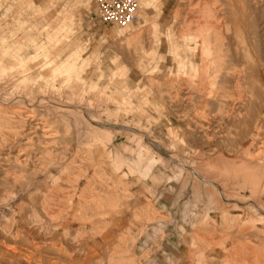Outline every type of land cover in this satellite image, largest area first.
Segmentation results:
<instances>
[{"label":"rangeland","instance_id":"1","mask_svg":"<svg viewBox=\"0 0 264 264\" xmlns=\"http://www.w3.org/2000/svg\"><path fill=\"white\" fill-rule=\"evenodd\" d=\"M138 1L141 21L113 28L91 0H0V54H7L0 100L11 108L20 101L50 126L45 132L0 120V264H264V215L250 205L264 209V169L252 179L235 164L215 171L227 196L244 204L221 200L199 179L208 176L199 164L217 155L264 166V154L256 155L264 150V74L250 69L238 87L227 60L213 70L214 54L206 57L204 87L193 83L190 65L177 71L181 59L171 50L185 40L183 22L192 19L193 32L212 41L209 8L222 16L225 0L215 8L213 0ZM261 14L255 29L246 12L245 34L232 39L242 49L256 43L254 30L263 40ZM73 53L76 72L49 77ZM45 62L50 67L42 69ZM245 137L247 153L239 146ZM192 160L198 175L180 168Z\"/></svg>","mask_w":264,"mask_h":264},{"label":"bare ground","instance_id":"2","mask_svg":"<svg viewBox=\"0 0 264 264\" xmlns=\"http://www.w3.org/2000/svg\"><path fill=\"white\" fill-rule=\"evenodd\" d=\"M211 1V0H210ZM214 1V3H212V5L214 6V8H215V5H217V3L219 2V0H213ZM226 1V7H223V8H219V9H221V10H219V12L221 11V12H223L224 14L222 15V16H220L219 14H218V10L216 9V10H211V8H209V13L211 14V16L213 17L212 19H214L213 20V22L211 23V25L208 23V21H207V23H208V25H210V28L208 29V30H210L211 29V32H212V34H213V37H214V39H212V41L209 39V37H207V35L205 34V36H200V37H202V39L200 38V37H198V35L196 34V32L198 31L197 29H199V27H201L202 25H197L196 23V27L197 26H199L198 28H196V30L197 31H194L193 32V26H195L193 23H192V19L191 20H189V22H187V21H185V22H183L184 24H183V29L180 31V32H182V34H183V38H185V40H183V42L181 43V44H177V46H175L174 48H172V52H171V54H173V55H176V57H178V58H180L181 60L177 63V71L180 73H185L186 71H187V68L188 67H190V68H193L194 70H195V72H193L192 74H193V76L194 77H196L197 76V80H198V82L197 81H193V83H198L199 85H203L204 84V82L205 81H210L208 78L206 79V67L208 68V60H206V57L207 56H209V54H214V57H216V59L214 60L213 59V55H212V60H214L215 62H213V70L215 69L216 71H219L221 68H222V65H223V61L224 60H227V62L229 63V67H228V70L230 71V79H231V81H232V83H235L236 84V86L238 85V87H241V83L243 82V80H244V78L246 77V71L247 72H249L250 73V69H251V71L253 72V74H255L256 76H262L263 74H264V33H262V38H263V40L260 42H258V40H257V37H258V34H259V32L257 31V30H254V36H255V38H256V43L252 46V47H244V49H242L240 46H239V43H234V39L235 38H237V37H239V36H241L243 33L245 34V28H246V26H247V23H246V12H249V14H251V18L253 19V21H254V23H255V29L256 28H258V23H259V21H260V19H262V12L264 11L263 9H262V6H261V0H225ZM216 3V4H215ZM190 4V3H189ZM207 4V3H206ZM219 4V3H218ZM222 5V4H221ZM196 6V5H195ZM212 6V7H213ZM218 6H220V5H218ZM209 7H211V6H209ZM197 8H199L198 6H197ZM200 8H202L201 6H200ZM217 8V7H216ZM186 9H188V8H186ZM191 10H192V8H190ZM193 9H194V7H193ZM203 10H204V8H202ZM195 10H197V9H195ZM208 10V9H207ZM175 11V10H174ZM193 11V10H192ZM191 11V12H192ZM200 11V10H199ZM205 11H206V8H205ZM190 12V11H189ZM201 12H202V10H201ZM188 13V12H187ZM195 13V12H194ZM193 12H192V14H194ZM198 13V12H197ZM202 13H206V12H202ZM208 13V12H207ZM207 13L206 14H204L205 16L207 15ZM226 13H229V15L230 16H226L225 14ZM234 13H238V14H242V16L240 17V18H237L236 20L235 19H232V18H230L232 15L231 14H234ZM190 13H188V15H189ZM191 14V15H192ZM196 14V13H195ZM198 15H199V13H198ZM201 16H202V14H200ZM209 15V14H208ZM179 16V15H178ZM196 16H197V14H196ZM185 17V16H184ZM190 17V16H189ZM194 17H195V15H194ZM187 18V17H186ZM197 18V17H196ZM198 18H200V17H198ZM207 18V17H206ZM202 19H203V17H202ZM204 19H205V17H204ZM208 19H210L209 18V16H208ZM183 20V19H182ZM186 20V19H185ZM188 20V19H187ZM194 20V19H193ZM140 21H141V9H140ZM191 21V22H190ZM195 21V20H194ZM199 22V24H200V20H198ZM205 21V22H206ZM210 21V20H209ZM212 21V20H211ZM197 22V21H196ZM201 22H202V20H201ZM203 22H204V20H203ZM206 23V24H207ZM181 24V23H180ZM193 24V25H192ZM205 25V24H204ZM208 25H206V27L208 26ZM204 27V26H203ZM201 29H202V27H201ZM203 29H206V28H203ZM207 30V29H206ZM202 31V30H201ZM200 31V32H201ZM205 31V30H204ZM124 32H125V30H124ZM199 31H198V34H201ZM209 32V31H208ZM205 33V32H204ZM207 33V32H206ZM127 31L125 32V35L127 36ZM181 34V33H180ZM230 34H232L233 36H231ZM201 35H203V34H201ZM210 35V34H209ZM212 36V35H211ZM127 37H129V36H127ZM181 37H182V35H181ZM176 38V37H175ZM178 38V37H177ZM182 38V39H183ZM243 38H244V36H243ZM201 39V40H200ZM233 39V40H232ZM60 43V42H59ZM135 43V42H134ZM247 45V44H246ZM43 46V45H42ZM42 46H41V48H42ZM44 48V47H43ZM41 50V49H40ZM39 51V50H38ZM8 53V52H7ZM76 53V52H75ZM75 53H73V54H71V55H69L65 60H63L62 62H60V64H58V65H56V64H54V65H56V66H54V67H50L49 66V64H48V62L46 63H44L42 66H40L42 69H46V68H51V73H50V76L49 77H54V76H56V75H61L62 77H64V76H67V75H70V74H72V73H74V72H76V69H77V63H76V61L73 59V55L75 54ZM5 55H7V54H0V71H5L6 70V66L7 65H5L6 63H5ZM172 56V55H171ZM15 57L17 58L18 57V55L16 54L15 55ZM210 57L211 56H209V60H210ZM246 58H248L249 60H251L252 61V63L249 65V66H247L246 64H245V59ZM13 59H15V58H13ZM18 59H19V62L17 63L20 67H27V70H29V66L26 64V60L25 59H22V58H19L18 57ZM28 59V58H27ZM17 60V59H16ZM211 60V61H212ZM17 62V61H16ZM50 62V61H49ZM52 62H53V60H52ZM33 63V62H32ZM54 63V62H53ZM209 63H210V61H209ZM227 63V64H228ZM51 64V63H50ZM211 64H212V62H211ZM211 64H210V66H211ZM190 65V66H189ZM189 68V69H190ZM227 68V67H226ZM225 68V69H226ZM26 69V68H25ZM24 69V70H25ZM26 70V71H27ZM41 70V69H40ZM193 70V71H194ZM189 71V70H188ZM208 71H209V69H208ZM229 71H228V73H229ZM10 72V71H9ZM14 72V71H13ZM43 72V71H42ZM214 72V71H213ZM223 72V71H222ZM227 72V71H226ZM2 73V72H1ZM15 73V72H14ZM21 73V72H20ZM22 73H24V71L22 72ZM196 73V74H195ZM218 73H220V72H218ZM114 74V73H113ZM187 74V73H186ZM189 74H191V73H189ZM191 74V75H192ZM217 74V73H216ZM215 74V75H216ZM221 74V73H220ZM224 74V73H223ZM222 74V75H223ZM25 75V74H24ZM42 75V74H41ZM47 75V74H46ZM219 75V74H218ZM226 75V74H225ZM184 76H185V74H184ZM209 76V75H208ZM229 76V75H228ZM46 77V76H45ZM177 77V76H176ZM211 77V76H210ZM225 77V76H224ZM223 77V78H224ZM27 78V77H26ZM212 78V77H211ZM215 77H213V79H214ZM222 78V79H223ZM3 79H5V77L3 78ZM11 79V78H10ZM69 79V78H68ZM38 80H39V78H38ZM166 80V79H165ZM183 80V79H182ZM216 80V79H215ZM214 80V81H215ZM24 81V80H23ZM169 81L171 82V80L169 79ZM181 81V80H180ZM213 81V80H212ZM223 81V80H222ZM168 82V81H167ZM169 82V83H170ZM191 82V81H190ZM55 83V82H54ZM215 83V82H214ZM228 83V82H227ZM187 84V83H186ZM212 84V83H211ZM223 84H225V83H223ZM222 84V85H223ZM229 84V83H228ZM195 85H197V84H195ZM232 85V84H231ZM194 86V85H193ZM198 86V85H197ZM205 86H208V84L207 85H205ZM232 86H234V84L232 85ZM67 87V86H66ZM191 87V86H190ZM203 87H204V85H203ZM220 87H221V85H220ZM223 87H225V86H223ZM227 87V86H226ZM187 88V87H186ZM232 88V87H231ZM243 88V87H242ZM241 88V89H242ZM181 89V88H180ZM183 89V88H182ZM194 89H195V86H194ZM199 89V88H198ZM201 89V88H200ZM207 89V88H206ZM208 89H210V88H208ZM188 90V89H187ZM197 90V89H196ZM201 90H203V89H201ZM227 90V89H226ZM234 90V89H233ZM5 91V90H4ZM12 91V90H11ZM41 91V90H40ZM105 91V90H104ZM179 91V90H178ZM191 91V90H190ZM195 91V90H194ZM199 91V90H198ZM221 91H222V89H221ZM229 91V90H228ZM196 92V91H195ZM210 92V91H209ZM231 92V91H230ZM229 92V93H230ZM237 92H238V90H237ZM187 93H190L189 92V90L186 92V94ZM226 93V92H225ZM233 93H234V91H233ZM9 94V93H8ZM185 94V93H184ZM222 94V93H221ZM240 94H242L241 92H240ZM177 95H179V94H177ZM189 95H191V94H189ZM226 95V94H225ZM236 95V94H235ZM238 95V94H237ZM236 95V96H237ZM21 96V95H20ZM231 95H229V97H230ZM236 96H233V97H236ZM240 96V95H239ZM12 97V96H11ZM38 97V96H37ZM181 97V96H180ZM189 97H191V96H189ZM200 99L202 100L203 99V94L201 95L200 94ZM228 97V96H227ZM16 98V97H15ZM17 98H18V96H17ZM226 98V97H225ZM231 98V97H230ZM237 99H240V98H238V97H236ZM13 99V98H12ZM29 99V98H28ZM181 99V98H180ZM224 99V98H223ZM234 99V98H233ZM11 100V99H10ZM14 100V99H13ZM53 100V99H52ZM219 100V99H218ZM22 101V100H21ZM231 101V100H230ZM234 101H236V100H234ZM10 102V101H9ZM20 102V101H19ZM19 102H14L13 101V104H14V107H8L7 106V103H4V101H2V100H0V120H5L6 119V117H11V118H14V119H16L17 118V120L18 121H20L19 123L21 124V129L22 128H24L25 126H30V127H33L35 130L36 129H43L45 132H47L48 131V128L50 127H47V125H46V122L47 121H45V122H43L42 121V119H41V121H40V119H37L36 117V113H37V111L36 112H34V108L32 109L33 111H27V109H25L26 107H23V105L21 104V102L19 103ZM88 103V102H87ZM200 103H202V101H200ZM228 103V102H227ZM231 103H232V101H231ZM230 103V104H231ZM235 103V102H234ZM243 103V102H242ZM226 105V104H225ZM208 106V105H207ZM224 106V105H223ZM230 106V105H229ZM29 107V106H28ZM205 107H206V105H205ZM214 107V106H213ZM216 107V106H215ZM89 108V107H88ZM233 107H231V109H232ZM29 110H30V108H28ZM61 109V108H60ZM206 109V108H205ZM47 110V109H46ZM215 112V111H214ZM213 112V113H214ZM202 113V112H201ZM203 113L205 114V112L203 111ZM39 114V113H38ZM207 114H208V111H207ZM240 114V113H239ZM244 114V113H243ZM59 117V116H58ZM222 117V116H221ZM228 117H229V115H228ZM205 118V117H204ZM210 118V117H209ZM11 120V119H10ZM10 120H7L6 119V121H10ZM203 120H206V119H203ZM12 121V120H11ZM2 122V121H1ZM8 123V122H7ZM48 123V122H47ZM217 124H219V123H217ZM216 124V125H217ZM213 125H215L214 123H213V121L211 120V121H206L205 122V125H204V127H205V129L206 130H208L209 129V131H212L213 130V128H215ZM2 124H0V131L2 130ZM29 127V128H30ZM7 129V128H6ZM5 129V130H6ZM50 129V128H49ZM89 129V128H88ZM8 130V129H7ZM24 130V129H23ZM33 131V130H32ZM208 131V132H209ZM31 132V131H30ZM35 132V131H34ZM23 133V132H22ZM263 133V132H262ZM30 134V133H29ZM35 134V133H34ZM44 134V133H43ZM49 134V133H48ZM4 134H2V135H0V142L1 141H3L2 140V136H3ZM263 135H264V133H263ZM31 136V135H30ZM46 137V136H45ZM3 139H5V138H3ZM32 139V138H31ZM260 139V138H259ZM86 142V141H85ZM91 142V141H90ZM96 142V141H95ZM240 148H242V150L244 149V151L246 152V150H247V148H249V147H247V139H246V137L244 138V141H242V139H240ZM261 143V147L262 148H264V140L263 141H261L260 142ZM1 145V144H0ZM104 146V145H103ZM90 147V146H89ZM172 147H173V145H172ZM244 147V148H243ZM11 148V147H10ZM147 148V147H146ZM22 150V149H21ZM21 150H20V152L19 153H21ZM198 150V149H197ZM215 150V149H214ZM260 150V149H259ZM263 150V149H262ZM261 150V151H262ZM23 151V150H22ZM247 151H249V150H247ZM256 152V155H257V157H258V154L257 153H261V156L264 154V152ZM264 151V150H263ZM182 152V151H181ZM199 152V151H198ZM242 153H241V155L240 156H238L237 157V159L239 158H241V156L244 154V152L243 151H241ZM23 153V152H22ZM247 153V152H246ZM246 153H245V155H246ZM253 153V152H252ZM263 153V154H262ZM25 155V154H24ZM27 155V154H26ZM120 155V154H119ZM180 155V154H179ZM185 155V154H184ZM198 155H200V153L198 154ZM252 155H254V154H252ZM256 155H254L255 157H256ZM181 156V155H180ZM122 157V156H121ZM216 157V156H215ZM256 157V158H257ZM18 158V157H17ZM27 158V157H26ZM198 158V157H197ZM212 158H214V157H212ZM211 158V159H212ZM248 158V157H247ZM262 158H264L263 156H262ZM155 159V158H154ZM254 159V158H253ZM24 160V159H23ZM202 160V159H201ZM205 160V159H204ZM214 160H215V158H214ZM234 160V159H233ZM231 161L230 159L228 160V159H225L222 155H217V160H215V162H212V163H210L209 161L210 160H206V161H203L201 164H199V166H200V168L199 169H202V171H204V173L205 174H207L208 176L207 177H205L203 174L201 175V173H199L201 176H200V178L199 179H201L202 180V182H205L206 183V186L208 185V189H209V191L211 190L212 191V189L211 188H213V190L214 189H216L218 192H219V195L220 196H218V197H220V199L221 200H227V202H229L230 200H234L235 198H233L232 199V197L230 198V197H228L227 196V191L229 190H225L224 189V186H222V182H219L218 180H216V176L218 175H216V172L215 171H219L218 169H220V170H222V168L223 167H225V166H232V165H237V166H239L238 168L239 169H241V173H244L243 172V170H251L250 172L249 171H247L246 172V170H245V172L246 173H248L249 172V174L251 173V172H253V173H255V175H256V172L259 170H261L262 171V169H264V166L261 168L260 166H258V165H253V163H254V161H252V162H247V160L246 159H243L242 160V162L240 161V164H236V162H237V160L235 159L234 161ZM241 160V159H240ZM161 161V160H160ZM211 161H213V160H211ZM245 161V162H244ZM195 161H193L192 160V163L190 164V166H189V164L187 165V164H181V166H180V168L181 167H186L185 169L186 170H189V169H191V171H193L196 175H198V173H197V171H198V169L196 170V167H195V163H194ZM199 162V161H198ZM168 163V162H167ZM234 165V166H235ZM261 165H262V163H261ZM197 166V165H196ZM219 166V167H218ZM230 166V167H231ZM236 166V167H237ZM195 167V168H194ZM221 167V168H220ZM229 167V168H230ZM235 167V168H236ZM249 167V169H247ZM237 168V169H238ZM212 169V170H211ZM217 169V170H216ZM225 169V168H224ZM238 169V170H239ZM243 169V170H242ZM184 170V169H183ZM236 170V169H235ZM234 170V171H235ZM226 171V170H225ZM260 171V172H261ZM186 172V171H185ZM192 172V173H193ZM200 172V171H199ZM221 172H224L223 170L221 171ZM240 172V171H239ZM264 172V171H263ZM190 173V172H189ZM203 173V172H202ZM234 173V172H233ZM252 173V175L250 174V176L249 177H251V176H253V177H255L254 176V174ZM258 173V172H257ZM211 174H212V176H211ZM224 174L225 173H223L222 175L224 176ZM239 174V173H238ZM187 175V174H186ZM192 175H194V174H192ZM209 175H210V178H209ZM214 175H216L215 177H214ZM233 175V174H232ZM235 175V174H234ZM240 175V174H239ZM242 175V174H241ZM247 175V174H246ZM195 176V175H194ZM204 176V177H203ZM220 176H221V174H220ZM220 176H219V178H220ZM223 176H221V178H223ZM227 176V175H226ZM236 176V175H235ZM243 176V175H242ZM259 176V175H258ZM261 176H264V174L262 175V173H261ZM261 176H259L258 178H260ZM230 177V176H229ZM232 177V176H231ZM239 177H241V176H239ZM239 177H238V179H239ZM253 177H251L250 179H252ZM256 177H257V175H256ZM195 178V177H194ZM218 178V177H217ZM226 178V177H225ZM235 178V177H234ZM245 178V177H244ZM237 179V178H236ZM237 179V180H238ZM246 179H247V177H246ZM249 179V178H248ZM222 180H224V178L222 179ZM229 180H231V179H229ZM234 180V179H233ZM232 180V181H233ZM239 180H242L243 181V179H239ZM253 180H255L256 181V179H253ZM253 180H251V181H253ZM235 181V180H234ZM246 181V180H245ZM244 181V182H245ZM251 181L248 183V184H251ZM257 181H259V180H257ZM194 182V181H193ZM199 183H200V180L198 181ZM230 182V181H229ZM237 182V181H236ZM226 183V182H225ZM238 183V182H237ZM259 183V182H258ZM197 184V183H196ZM239 184L240 185H242L240 182H239ZM245 184V183H244ZM224 185V184H223ZM226 185H229V184H226ZM252 185V184H251ZM250 185V186H251ZM185 186V185H184ZM246 186V185H245ZM261 186V185H260ZM240 188V187H239ZM251 188H253V190H254V188L256 189V186H254L253 185V187L251 186ZM227 189V188H226ZM241 189V188H240ZM244 189V188H243ZM242 189V190H243ZM74 190V189H73ZM235 190V189H234ZM232 191V190H231ZM257 191H258V189H257ZM261 191V190H260ZM259 191V192H260ZM122 192V191H121ZM214 192V191H213ZM230 192V191H229ZM234 192V191H233ZM232 192V193H233ZM237 192V191H236ZM239 192V191H238ZM237 192V193H238ZM255 191H253L252 193H254ZM210 193V192H209ZM216 193V192H215ZM231 193V192H230ZM263 193V192H262ZM207 194V193H206ZM213 194V193H212ZM234 194H235V192H234ZM240 194V193H239ZM238 194V195H239ZM242 194V193H241ZM244 194V193H243ZM242 194V195H243ZM81 195V194H80ZM213 195H215V194H213ZM217 195V194H216ZM229 195V194H228ZM236 195V194H235ZM234 195V196H235ZM261 195H263V194H261ZM207 196V195H206ZM230 196V195H229ZM233 196V195H232ZM233 196V197H234ZM241 196V195H240ZM244 196V195H243ZM242 196V197H243ZM252 196V195H251ZM98 197H100V196H98ZM217 197V196H216ZM236 197V196H235ZM241 197V198H242ZM261 197V196H260ZM97 198V197H96ZM254 198V197H253ZM98 199V198H97ZM200 199V198H199ZM251 199V198H250ZM111 200V199H110ZM216 200V199H215ZM240 200V199H239ZM238 199H237V201H235V202H237L238 204L240 203V204H244L245 202H243V201H239ZM250 201H252V200H250ZM256 201V200H255ZM99 202V201H98ZM113 202V201H112ZM209 202H211V201H209ZM217 202V201H216ZM248 202V201H247ZM259 202V201H258ZM258 202L256 203V202H254V201H252L251 203H253V204H250L252 207H254V209L253 210H256V213H257V211H258V213L260 214V215H264V209L263 208H261L260 207V205L258 204ZM94 203V202H93ZM110 203V202H109ZM218 203V202H217ZM216 203V204H217ZM225 203V202H224ZM264 203V202H263ZM90 204V203H89ZM113 204H114V202H113ZM237 204V205H238ZM88 205V204H87ZM102 205H103V202H102ZM111 205V204H110ZM211 205H212V202H211ZM215 205V204H214ZM220 205V204H219ZM209 206V205H208ZM217 208H218V206L217 205H215ZM214 206V207H215ZM250 206V207H251ZM100 207V206H99ZM98 207V208H99ZM103 207V206H102ZM106 207H107V205H106ZM191 207V206H190ZM212 207V206H211ZM235 207V206H234ZM252 207H251V209H252ZM108 208H110V207H108ZM209 208V207H208ZM223 208V207H222ZM238 208V207H237ZM244 208V207H243ZM248 208H249V205H248ZM82 209V208H81ZM97 209V208H96ZM216 209V208H215ZM250 209V208H249ZM220 210V209H219ZM218 210V211H219ZM226 210V209H225ZM209 211V210H208ZM210 212V211H209ZM220 212V211H219ZM222 212V211H221ZM248 212H250V211H248ZM258 214V215H259ZM188 216V215H187ZM261 217V216H260ZM196 220V219H195ZM202 223V222H201ZM203 239V238H202ZM190 254V253H189ZM24 259V258H23ZM260 260V259H259ZM263 261V260H262ZM263 264V263H262Z\"/></svg>","mask_w":264,"mask_h":264},{"label":"built area","instance_id":"3","mask_svg":"<svg viewBox=\"0 0 264 264\" xmlns=\"http://www.w3.org/2000/svg\"><path fill=\"white\" fill-rule=\"evenodd\" d=\"M99 20L110 27L119 28L140 22L138 0H91Z\"/></svg>","mask_w":264,"mask_h":264}]
</instances>
